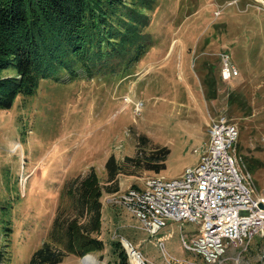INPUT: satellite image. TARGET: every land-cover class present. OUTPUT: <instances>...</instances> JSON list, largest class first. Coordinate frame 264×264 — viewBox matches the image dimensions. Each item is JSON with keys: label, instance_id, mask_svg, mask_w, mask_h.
<instances>
[{"label": "rangeland", "instance_id": "374dc122", "mask_svg": "<svg viewBox=\"0 0 264 264\" xmlns=\"http://www.w3.org/2000/svg\"><path fill=\"white\" fill-rule=\"evenodd\" d=\"M150 5L145 28L153 45L128 74L107 65L91 74L52 71L34 92L19 93L10 108H0V261L5 264H28L48 236L70 176L94 166L104 182L111 153L122 160L142 145L148 151L156 144L171 149L161 172L122 174L130 177L123 183L129 188L103 193V201L116 209L102 208L95 234L104 247L84 256L71 253L58 264H129L128 240L152 264H264L263 230L211 263L183 246L182 233L198 232L193 220H168L155 233L127 201L130 189L149 174L175 177L197 162L210 140V113H225L237 124L239 138L231 148L237 167L264 193V5L259 0H152ZM225 50L240 70L227 81L221 75ZM208 62L217 78L214 96L206 95L202 65L210 71ZM13 70L10 65L3 73ZM88 256L93 262H84Z\"/></svg>", "mask_w": 264, "mask_h": 264}, {"label": "trees", "instance_id": "16d2710c", "mask_svg": "<svg viewBox=\"0 0 264 264\" xmlns=\"http://www.w3.org/2000/svg\"><path fill=\"white\" fill-rule=\"evenodd\" d=\"M151 2L0 0V108H10L19 93L34 92L52 71L68 68L91 74L107 65L128 74L153 45L152 33L145 28L151 20L145 7ZM10 65L14 70L4 74ZM207 65L211 68L204 79L206 95L214 96L217 78L212 63ZM141 141L148 142L145 135ZM144 147L122 160L111 153L104 182L94 166L66 180L48 236L28 264H58L71 253L84 256L87 250L104 247L95 234L102 224L103 193L118 192L122 174L136 175L143 169L161 172L171 154L166 144L148 151Z\"/></svg>", "mask_w": 264, "mask_h": 264}, {"label": "built area", "instance_id": "2783aa9c", "mask_svg": "<svg viewBox=\"0 0 264 264\" xmlns=\"http://www.w3.org/2000/svg\"><path fill=\"white\" fill-rule=\"evenodd\" d=\"M221 57L224 79L240 72L230 52H222ZM208 124L210 140L196 163L175 177L149 174L140 187L130 189L127 201L155 233L168 220H193L198 232L182 233L183 246L214 263L231 245L241 246L264 231V193H257L237 168L231 151L239 138L237 124L225 113L210 115ZM124 245L129 249V264L153 263L129 240Z\"/></svg>", "mask_w": 264, "mask_h": 264}, {"label": "crops", "instance_id": "0c3cea01", "mask_svg": "<svg viewBox=\"0 0 264 264\" xmlns=\"http://www.w3.org/2000/svg\"><path fill=\"white\" fill-rule=\"evenodd\" d=\"M203 64V63H202ZM202 68H203V71H205L204 73L207 75L210 71H208V69H206V67H204V64L202 65ZM130 177H126L125 176H122L121 179H120V184H121V188L118 190V192H122L125 188H127L128 186H123V183H125V181L127 182V180H129ZM143 183V182H142ZM141 183V185H142ZM116 210L114 209V205L113 204H108V203H105L103 201V211L105 212V210ZM116 212V211H115Z\"/></svg>", "mask_w": 264, "mask_h": 264}, {"label": "bare ground", "instance_id": "6f19581e", "mask_svg": "<svg viewBox=\"0 0 264 264\" xmlns=\"http://www.w3.org/2000/svg\"><path fill=\"white\" fill-rule=\"evenodd\" d=\"M124 243L127 244V241H125ZM84 262H93V258L91 256L85 257Z\"/></svg>", "mask_w": 264, "mask_h": 264}]
</instances>
